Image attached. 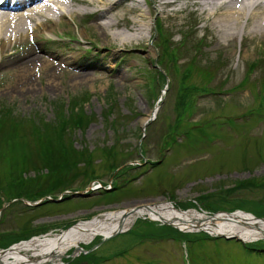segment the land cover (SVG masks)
<instances>
[{
  "label": "rangeland",
  "instance_id": "rangeland-1",
  "mask_svg": "<svg viewBox=\"0 0 264 264\" xmlns=\"http://www.w3.org/2000/svg\"><path fill=\"white\" fill-rule=\"evenodd\" d=\"M139 1L140 12L121 1L102 16L121 31L125 19L146 18L145 40L129 47L105 46L87 15L65 17L0 53V249L123 206L165 202L264 219V38L242 29L226 40L198 0H168L157 22L159 8ZM33 56L40 59L28 91L16 66ZM48 62L58 66L56 89L43 71ZM68 69L81 70L83 81L69 83ZM56 146L67 148L70 169L55 161ZM72 192L92 195L33 206ZM131 245L99 264H264L236 238L147 218L61 264H95Z\"/></svg>",
  "mask_w": 264,
  "mask_h": 264
},
{
  "label": "bare ground",
  "instance_id": "bare-ground-1",
  "mask_svg": "<svg viewBox=\"0 0 264 264\" xmlns=\"http://www.w3.org/2000/svg\"><path fill=\"white\" fill-rule=\"evenodd\" d=\"M121 1L125 4L123 7L127 5L129 13L141 11L139 0H0V53H4L6 48L14 44H21L26 38L39 33H49L63 18L72 16L91 15L94 24L90 26L96 29V32L99 31L105 46L129 47L137 40H145L144 33L148 26L145 17L140 16L143 23L125 19L128 23L125 31L117 30L121 26L119 22L113 23V18L103 20L105 19L102 17L103 14L110 12ZM150 2L155 8H159L154 22L160 21L159 17L167 13L166 9L173 5L168 0ZM74 3L80 7H73L76 5ZM196 5L200 7L206 21L210 22L216 32L226 40H233L242 29H248L246 32H250V35L255 34L264 38V0H198ZM29 23L33 26L30 27ZM74 58L75 56L71 57V60ZM39 59L40 57L33 56L16 66V70L24 78L23 83L29 86L28 91L34 90L29 69L37 65ZM42 66L45 67L43 71L48 76L50 87L56 89L54 83L57 79L58 66L50 62ZM66 72L69 83L79 84L83 81L84 75L81 70L68 69ZM236 73L235 69L230 71V75ZM253 73L254 68L247 72L248 76ZM20 85L15 84L11 91H16ZM153 115L155 114L143 119L141 126L144 127ZM140 218L174 227L181 232H204L210 236L235 237L246 244L264 239V219L256 218L249 213L234 211L207 215L196 210L179 211L172 204L160 202L123 206L120 210L75 222L59 232L17 242L0 249V264H61L70 257L71 252L74 257L78 256L83 247L98 237L108 239L122 233Z\"/></svg>",
  "mask_w": 264,
  "mask_h": 264
},
{
  "label": "trees",
  "instance_id": "trees-1",
  "mask_svg": "<svg viewBox=\"0 0 264 264\" xmlns=\"http://www.w3.org/2000/svg\"><path fill=\"white\" fill-rule=\"evenodd\" d=\"M189 133V132H188ZM188 133H185V137H186V135L188 134ZM180 136H181V134H179ZM58 145V144H57ZM65 149H63L62 150V148H59L58 149V146H56V148L54 147V148H52V149H54V150H52L53 152H55V156H56V152H57V156H56V159H55V161H61V162H67V164H68V169H70V167H69V165L71 164L70 163V160H69V158H68V151H67V148L66 147H64ZM48 157V156H47ZM57 174V173H56ZM68 185V184H67ZM66 185V186H67ZM62 186V185H61ZM65 186V185H64ZM68 187V186H67ZM46 192H48L47 190H46Z\"/></svg>",
  "mask_w": 264,
  "mask_h": 264
},
{
  "label": "water",
  "instance_id": "water-1",
  "mask_svg": "<svg viewBox=\"0 0 264 264\" xmlns=\"http://www.w3.org/2000/svg\"><path fill=\"white\" fill-rule=\"evenodd\" d=\"M88 196H90V193H81V192H72V193H70L69 194V197L70 198H72V197H88ZM48 201H52V202H60V201H62V199H57V200H50V199H47ZM42 202H39V203H37V206L38 205H40ZM36 205V204H35ZM111 237H113V236H110V237H108V238H111ZM105 240V239H104ZM236 240H238V241H241L239 238H236Z\"/></svg>",
  "mask_w": 264,
  "mask_h": 264
},
{
  "label": "flooded vegetation",
  "instance_id": "flooded-vegetation-1",
  "mask_svg": "<svg viewBox=\"0 0 264 264\" xmlns=\"http://www.w3.org/2000/svg\"><path fill=\"white\" fill-rule=\"evenodd\" d=\"M0 193H1V190H0ZM3 199H4V198H2V199L0 198V203L4 202ZM6 206H7V205L3 206V208H6ZM9 206H10V205H9ZM1 207H2V206H1ZM7 207H8V206H7Z\"/></svg>",
  "mask_w": 264,
  "mask_h": 264
}]
</instances>
